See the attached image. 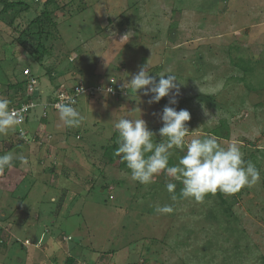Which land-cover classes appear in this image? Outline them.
<instances>
[{
	"label": "rangeland",
	"instance_id": "obj_1",
	"mask_svg": "<svg viewBox=\"0 0 264 264\" xmlns=\"http://www.w3.org/2000/svg\"><path fill=\"white\" fill-rule=\"evenodd\" d=\"M23 1L30 9L13 20L0 13V95L24 68L27 84L35 79L27 91L35 104L59 86L96 92L74 105L83 116L77 127H65L52 107L42 121L39 104L25 123L0 134V155L24 158L0 175V264H62L67 256L75 264H264V0H74L54 11L59 38L42 65L22 44L21 30L46 0ZM145 64L157 80L164 72L177 77L176 104L169 103L175 89L149 103L151 94L123 87ZM51 65L54 81L44 67ZM165 105L189 111L187 141L236 142L258 169L254 185L217 191L235 218L222 214L220 195L184 198L182 184L163 172L141 184L104 156L122 117L144 119L163 142ZM170 181L175 193L166 189ZM163 205L173 211L157 212ZM231 226L242 228L245 240L229 234Z\"/></svg>",
	"mask_w": 264,
	"mask_h": 264
},
{
	"label": "clouds",
	"instance_id": "obj_2",
	"mask_svg": "<svg viewBox=\"0 0 264 264\" xmlns=\"http://www.w3.org/2000/svg\"><path fill=\"white\" fill-rule=\"evenodd\" d=\"M158 76L157 80L149 75L145 64L123 87H130L135 93L143 90L146 96L151 94L149 103L159 102L175 89L169 103L176 104L175 96L179 95V88L175 83L177 77L168 72ZM81 91L82 89L77 90L78 93ZM107 91L111 92L112 89L108 88ZM75 104V97L69 96L62 97L60 102L54 105L65 127H77L83 120L81 113L74 107ZM10 105L11 100L0 95V134H6L27 121V118L24 120V113L28 110V105L20 108ZM190 118L188 110H176L165 105L159 114L162 126L158 129L159 137L165 139L163 142H156L153 137L157 134L148 128L144 119L122 117L114 124L118 137L113 154L126 164L134 181L147 185L153 183L154 178L163 172L182 184V197L192 198L196 202H203L208 193L215 194L219 190L231 194L259 181L258 169L251 161L243 159L241 147L236 142L223 146L214 136H197L187 141L185 137L188 136L189 129L186 122ZM173 149H179L184 154L179 157L178 163L170 165L169 159ZM14 159H20L22 162L24 160L12 152L0 155V175L12 166ZM166 189L175 193L176 184L170 181L166 184ZM172 198L175 200L176 196L173 195ZM156 211L170 214L173 208L171 205H163Z\"/></svg>",
	"mask_w": 264,
	"mask_h": 264
},
{
	"label": "trees",
	"instance_id": "obj_3",
	"mask_svg": "<svg viewBox=\"0 0 264 264\" xmlns=\"http://www.w3.org/2000/svg\"><path fill=\"white\" fill-rule=\"evenodd\" d=\"M74 0H46L43 4L42 11L32 19L29 24H27L22 30H21V37L24 36L22 44L25 46L29 54L33 57L34 62H39L40 65L43 61V58L46 55H51V49L53 46V42L55 39H58L56 37L57 33V26L58 22L56 21L54 17V11L58 9H64L67 5L70 6ZM0 4H2V9L0 11L1 14H5L6 18L10 20H13L14 13H19L23 10H29L30 4L28 2H25L23 0H0ZM70 8V7H69ZM71 9V8H70ZM74 11V10H73ZM76 13H80V10H75ZM175 23L170 24V27H173ZM57 28V29H56ZM50 42V43H49ZM50 45H49V44ZM46 69V74L48 75L49 79L51 81H54V72H52L53 66H44ZM25 69V68H24ZM22 69L18 75H13L12 79H8L4 84V90L5 94L8 99L11 100V105H20L22 103H27L30 101L35 100V95H26L27 93V80L28 77L23 74ZM19 76V77H18ZM31 76V75H30ZM58 87V84H56V88ZM1 94V91H0ZM40 97L38 94L37 97ZM78 103V102H76ZM10 105V106H11ZM76 105V104H75ZM45 118L43 117L42 121H44ZM117 137L118 132L115 131L111 137V143L104 147V156L108 159V162L110 163H116L117 167L120 168H126L127 171H130L126 164L121 162L120 157L114 156V151L117 147ZM178 152H181L178 150ZM117 160V161H116ZM178 163L173 156L169 159V164L173 165ZM52 170L53 167H55L54 164L51 165ZM210 195V193H208ZM213 195V194H211ZM214 195H220L218 192H216ZM220 200L218 201L219 206L222 208V214L226 215V217H234L233 212L231 210L232 204L228 202L226 199L222 198L221 195L219 196ZM214 207V206H212ZM234 226H231L230 229H227L226 231L229 232V234H232L237 237L240 240H245L244 236V230L240 228V231L234 230ZM240 247V246H238ZM227 261V260H226ZM227 263H232L231 261H227ZM62 264H75V258L73 256H67Z\"/></svg>",
	"mask_w": 264,
	"mask_h": 264
},
{
	"label": "built area",
	"instance_id": "obj_4",
	"mask_svg": "<svg viewBox=\"0 0 264 264\" xmlns=\"http://www.w3.org/2000/svg\"><path fill=\"white\" fill-rule=\"evenodd\" d=\"M23 74L26 75V76H30V70L28 68L24 69L23 70ZM35 81L34 78H31L28 85H27V91H31L29 87H32L30 84L33 83ZM108 85H106V92L108 94H114V88H113V85H112V82L110 83H107ZM86 86V85H85ZM85 86H82L81 84H76V85H73L71 86V88L69 89H65L63 86V88H59L57 89V92L55 93V95L53 96L52 99H50L48 102H44V103H39L42 108H43V111H42V115L43 117L44 116H47V110L49 109V107H52V108H55L54 105L59 103L61 98L62 97H69V96H72V97H75L76 99V102H78L79 98L81 96H87V95H95V88L93 87H85ZM99 88V87H97ZM108 88H111L112 91L111 92H108L107 89ZM78 89H82V91L80 93L77 92ZM27 95H30L28 92H27ZM39 104H35L34 101H30V102H27V103H22L20 104L19 106L18 105H15V106H10V107H13V108H20L22 106H25V105H28L29 108L28 110L24 113V120L28 114V112H30L31 109L35 108L37 105ZM34 106V107H33ZM24 122V121H23Z\"/></svg>",
	"mask_w": 264,
	"mask_h": 264
},
{
	"label": "crops",
	"instance_id": "obj_5",
	"mask_svg": "<svg viewBox=\"0 0 264 264\" xmlns=\"http://www.w3.org/2000/svg\"><path fill=\"white\" fill-rule=\"evenodd\" d=\"M7 147H8V148H10V149H12V148H13V147H12V144H8V146H7ZM10 182H11V181H10ZM18 182H19V181H18ZM18 182H17V183H18ZM17 183H16V184H17ZM16 184H14L12 188H15ZM11 190H12V189H11ZM8 191H10V190L8 189Z\"/></svg>",
	"mask_w": 264,
	"mask_h": 264
}]
</instances>
